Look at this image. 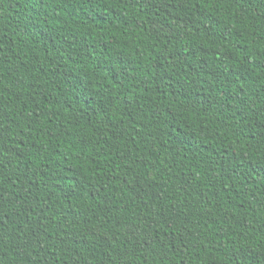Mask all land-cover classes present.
<instances>
[{"label": "trees", "instance_id": "obj_1", "mask_svg": "<svg viewBox=\"0 0 264 264\" xmlns=\"http://www.w3.org/2000/svg\"><path fill=\"white\" fill-rule=\"evenodd\" d=\"M0 264H264V0H0Z\"/></svg>", "mask_w": 264, "mask_h": 264}]
</instances>
